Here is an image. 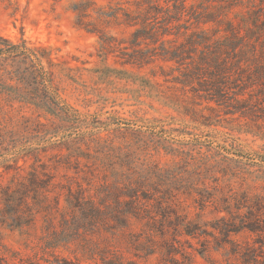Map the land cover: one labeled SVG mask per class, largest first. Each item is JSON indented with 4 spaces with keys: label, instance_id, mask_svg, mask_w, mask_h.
<instances>
[{
    "label": "rangeland",
    "instance_id": "1",
    "mask_svg": "<svg viewBox=\"0 0 264 264\" xmlns=\"http://www.w3.org/2000/svg\"><path fill=\"white\" fill-rule=\"evenodd\" d=\"M72 1L0 0V36L69 62L75 81L60 89L82 120L41 126L0 116V245L31 264H264L261 83L233 88L229 105H217L155 59L150 40L142 62L127 63L133 28L122 25L110 33L127 49L99 54ZM125 1L99 0L107 12ZM185 3L220 20L205 24L208 36L218 26L228 34L227 22L247 32L264 62V33L245 21L247 8ZM34 170L54 185L27 209L22 185ZM7 190L15 200L4 206Z\"/></svg>",
    "mask_w": 264,
    "mask_h": 264
},
{
    "label": "trees",
    "instance_id": "2",
    "mask_svg": "<svg viewBox=\"0 0 264 264\" xmlns=\"http://www.w3.org/2000/svg\"><path fill=\"white\" fill-rule=\"evenodd\" d=\"M226 2L247 8L245 21L249 20L260 33H264V0ZM123 4H128V7L118 3L114 8L109 7L107 12L99 0L72 1L75 23L97 35L99 54H107L114 49L123 53L127 49L124 39L111 34L110 28L120 25L132 27L129 41L132 54L125 53L127 63H141V57L137 56L142 53L140 45L150 40L155 59L175 66L174 70L184 77L187 85H191V90L205 94L217 105H229L230 92L236 95L233 88H241L257 80L261 83L258 93L263 94L262 51H256L254 45L246 42L247 32L241 35L231 22H227L228 34L217 35L221 32L218 26L208 36L205 24H217L220 20L205 18L199 8L187 6L185 0H165L164 4L159 0L153 3L152 0H126ZM91 11L96 13L95 17ZM250 32L254 31L250 29ZM72 72L69 62L55 56L49 46L23 38L11 40L0 36V116L3 124L33 122L35 125L47 126L49 123L52 126L55 121L80 123V114L66 101L60 89L64 81H75ZM193 82L199 88H195ZM82 135L77 133L78 137ZM37 173V170L29 173L28 184L22 185L25 192L21 194V202L27 209L34 206L33 201L45 200L47 196L43 188L54 185L53 176L40 172L43 178H39ZM1 197L4 206L15 200L12 190L1 191ZM28 197L33 200L31 204ZM29 212L32 213L30 209ZM5 250L0 245V264H31L18 252L7 253Z\"/></svg>",
    "mask_w": 264,
    "mask_h": 264
}]
</instances>
